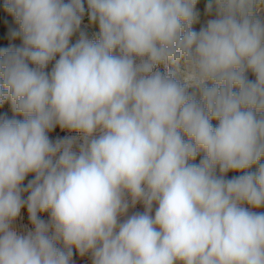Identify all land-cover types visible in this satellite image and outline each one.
<instances>
[{
  "label": "clouds",
  "instance_id": "clouds-1",
  "mask_svg": "<svg viewBox=\"0 0 264 264\" xmlns=\"http://www.w3.org/2000/svg\"><path fill=\"white\" fill-rule=\"evenodd\" d=\"M196 4L5 0L0 105L23 119L0 118V264H264V0H214L199 31Z\"/></svg>",
  "mask_w": 264,
  "mask_h": 264
},
{
  "label": "rangeland",
  "instance_id": "rangeland-1",
  "mask_svg": "<svg viewBox=\"0 0 264 264\" xmlns=\"http://www.w3.org/2000/svg\"><path fill=\"white\" fill-rule=\"evenodd\" d=\"M5 0H0V49H14L17 47L22 46V37L19 35L14 36L13 32H19V24L16 22L14 16H12L10 13H8L4 8ZM209 3H213V10L211 13L207 11V5ZM85 7L87 8V5L85 4ZM195 10L198 13V21L193 24V29L195 31H199L201 27L206 26V23L209 19L215 18V4L214 0H197V4L195 6ZM261 17H264V11L260 13ZM81 31H83L88 39L91 40H97L99 37V26L97 24H93L89 21L87 12L85 13L82 25H81ZM79 39V32L73 35L71 38L70 44L76 43V41ZM54 64V61H53ZM53 64H50L48 66V69L46 71H51V68ZM170 68H173V66L170 65ZM181 73L184 70V63L181 61L179 65ZM161 71H163V67L161 66ZM247 76L250 80H254V75L252 73H247ZM189 91H192V89H189ZM0 118H7V119H17L22 120L23 116L20 114H17L13 111L11 101L6 100L2 105H0ZM213 125L215 126L218 122L213 121ZM48 136L52 142H55L58 139H63L65 137H78L79 134L76 132H70L68 130H61L59 126H56L52 131L48 132ZM79 139L77 140V145L81 143ZM74 145V150L78 151V146ZM203 153H200L195 161H192L193 163H199V160L202 158ZM261 163H264V158L261 159ZM257 166H253L250 171H255ZM217 174L219 175V171L217 170ZM241 172H229L226 174V178H231L234 176L241 175ZM34 179V174H29L25 181L23 182V187H26L28 182ZM28 193L25 192L22 194L23 199H27ZM156 205L153 206V215L155 212ZM144 206L142 203H137L134 207L129 208L128 213L126 216H123L120 218L121 222L127 218V216H130L135 213H143L144 212ZM253 211L258 212H264V207L260 209H252ZM39 219L43 220L45 223H51L50 214L48 212L44 213H38ZM13 227L20 233H27L30 230H33L34 226L31 224L29 218H28V212L26 206L22 208L20 216L16 219V221L13 224ZM51 231L49 235H51ZM57 246L60 248H63L62 242H57ZM71 264H93V258L92 254L86 253L85 255L81 256L78 251L73 248V257L71 260Z\"/></svg>",
  "mask_w": 264,
  "mask_h": 264
}]
</instances>
